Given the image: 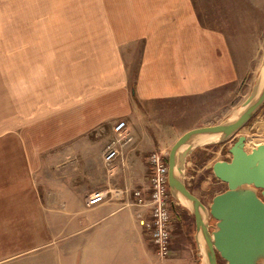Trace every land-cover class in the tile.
Here are the masks:
<instances>
[{"label":"crops","instance_id":"0c3cea01","mask_svg":"<svg viewBox=\"0 0 264 264\" xmlns=\"http://www.w3.org/2000/svg\"><path fill=\"white\" fill-rule=\"evenodd\" d=\"M35 2L33 22L3 44L10 66L0 74V264H199L193 219L171 216L165 259L138 226L129 191L147 186L149 154L170 147L148 133L145 115L210 106L197 119L206 126L202 119L233 97L247 62L236 67L220 20L202 21L198 0ZM225 3L242 12L240 30L261 11L252 0ZM259 15L254 24L264 34ZM117 121L133 143L106 167L103 136ZM62 152L76 154L51 158ZM106 189L125 193L85 205Z\"/></svg>","mask_w":264,"mask_h":264},{"label":"water","instance_id":"95a60500","mask_svg":"<svg viewBox=\"0 0 264 264\" xmlns=\"http://www.w3.org/2000/svg\"><path fill=\"white\" fill-rule=\"evenodd\" d=\"M263 106L264 49L246 99L220 123L185 131L168 151L167 188L172 209L177 203L193 218L199 264H219L218 260L222 264H264V154L250 158L237 143L230 160L213 163L212 174L226 189L209 205L193 195L184 181L187 159L196 150L226 143Z\"/></svg>","mask_w":264,"mask_h":264},{"label":"rangeland","instance_id":"374dc122","mask_svg":"<svg viewBox=\"0 0 264 264\" xmlns=\"http://www.w3.org/2000/svg\"><path fill=\"white\" fill-rule=\"evenodd\" d=\"M206 2L212 4V6L206 5ZM225 2L226 0H215V2L213 0L212 3L211 0H198L199 11L203 18L202 21H210L212 16L217 22L220 20L219 27L225 31L229 39L236 67L243 70L245 62H247L245 68L246 74L242 82L236 84L234 95L228 99L227 103L220 104L218 108L212 106V112L206 114V116L204 115L205 117L201 123H208L206 126L216 125L223 121L246 99L256 76L264 49V34L262 32L258 34V28L254 24L260 16L259 14H263L264 0H252V5L254 4L256 8H261V11H251V21L247 25L245 23L247 26L246 29H242L244 31L247 30V34L243 35L236 34L238 31H242L240 30L241 28L238 29L237 25V15L239 14L241 16L242 12L236 9V12L232 13L229 8H226ZM214 3L215 5H213ZM35 4V0H0V74L4 72L3 69L5 66L7 69L10 66V57H4L5 50L3 44L9 41H16L13 39L17 38V35H10V33L14 32L18 34L17 28L22 22H33L32 11ZM62 4L65 5V3H59L60 6ZM30 15L31 17L29 18ZM227 18L233 20L231 27L223 22ZM249 54L251 58H247ZM209 108L210 106H202L201 108L192 107L191 105L166 106L159 115L153 113L145 115L149 128L147 131L160 139H169V145L171 147L176 139L185 131L200 127V122L197 124L198 116ZM109 133H111V128L106 132V136H103V145L106 141H109L107 137ZM237 143L242 144L240 150L250 158H252V154L255 157L264 154V106L232 139L215 147L198 149L187 159L184 175L185 184L191 193L205 205H209L215 195L226 189L225 184L213 176L211 170L213 163L216 161L230 160L232 149ZM170 147L165 149L163 157L167 158ZM96 149L97 147L94 148V150ZM94 150L89 149L88 153ZM75 154L74 152H68L67 154L62 152L61 154L52 155L51 158H72ZM174 210L175 213L184 214L183 220L185 218L193 219L177 203H174ZM175 213L172 211L171 216L173 214L175 215ZM171 219L173 220V216Z\"/></svg>","mask_w":264,"mask_h":264},{"label":"built area","instance_id":"2783aa9c","mask_svg":"<svg viewBox=\"0 0 264 264\" xmlns=\"http://www.w3.org/2000/svg\"><path fill=\"white\" fill-rule=\"evenodd\" d=\"M124 121H117L111 127V138L102 151V162L109 167L117 160L125 149L133 143V137L126 132ZM150 168L148 186L129 191L135 207L139 210L136 218L138 226L146 233L158 258L165 259L171 252L170 206L171 198L167 188V164L165 158L153 152L147 157ZM125 192L117 190H101L89 194L85 205L92 207L111 197H121Z\"/></svg>","mask_w":264,"mask_h":264},{"label":"trees","instance_id":"16d2710c","mask_svg":"<svg viewBox=\"0 0 264 264\" xmlns=\"http://www.w3.org/2000/svg\"><path fill=\"white\" fill-rule=\"evenodd\" d=\"M191 192V191H190ZM176 214V213H175ZM177 216H179V218H180V220L182 221L183 220V218H184V214L183 215H180V214H176ZM186 219V218H185ZM218 263L219 264H222L219 260H218Z\"/></svg>","mask_w":264,"mask_h":264},{"label":"flooded vegetation","instance_id":"af4514ba","mask_svg":"<svg viewBox=\"0 0 264 264\" xmlns=\"http://www.w3.org/2000/svg\"><path fill=\"white\" fill-rule=\"evenodd\" d=\"M211 223L213 224L214 222H213V221H211Z\"/></svg>","mask_w":264,"mask_h":264}]
</instances>
